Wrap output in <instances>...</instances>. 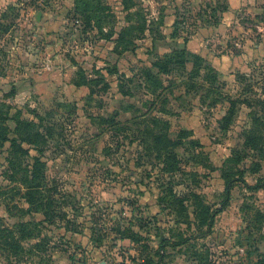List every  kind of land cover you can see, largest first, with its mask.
Masks as SVG:
<instances>
[{
    "label": "rangeland",
    "instance_id": "374dc122",
    "mask_svg": "<svg viewBox=\"0 0 264 264\" xmlns=\"http://www.w3.org/2000/svg\"><path fill=\"white\" fill-rule=\"evenodd\" d=\"M0 129V264H264V2L0 0Z\"/></svg>",
    "mask_w": 264,
    "mask_h": 264
},
{
    "label": "trees",
    "instance_id": "16d2710c",
    "mask_svg": "<svg viewBox=\"0 0 264 264\" xmlns=\"http://www.w3.org/2000/svg\"><path fill=\"white\" fill-rule=\"evenodd\" d=\"M236 103L237 102L233 101V104H236ZM132 106H134V105L132 104ZM119 113L120 112H117V114H119ZM104 119L106 121H108L112 126L117 127V129L119 131L126 130L129 128L128 123H123V122L119 121L118 119H116L115 116L108 117V118L105 117ZM155 119L159 120L157 118H155ZM34 126H35V123L33 121L18 120L17 129L19 130V132L25 133L28 130H31V127L33 128ZM28 133L29 134H26V137L23 138V139H25L24 141L33 142V140L28 138L32 135L31 134L32 132H28ZM4 134H5V131H2V129H0V138H1V135L4 136ZM153 139L157 143H163V149H165V151H168V150L173 149V148L181 147L184 144V142L182 141V139H183L182 137H179L177 139H172L169 137V135L167 133H164L162 131L154 133ZM11 146L13 149H15V146L17 147L16 138H13L11 140ZM18 146H19V150H21L23 152V148H21L20 145H18ZM16 150H17V148H16ZM28 151L29 150L24 147V152H28ZM44 164L45 163L41 162L40 158H36V161H35V164H34L32 170L28 169V170L21 171V172H23V175L21 178L22 183L25 184L23 187L26 188V191L23 193V196L27 197V207H26L27 211L32 210V208H33L32 206H33V204H35V202L37 200L36 199L37 194L40 192V186H41L40 180L43 179V177H44V174L42 171ZM233 180H235V179L234 178H227V181H226L227 195H226L225 202L229 201V194H230L229 192H230V188L232 186ZM246 185L250 189H259L264 185V180L260 181L259 183L255 184V185H249L247 183H246ZM214 216H215V212L211 213L210 218H209V225H208L209 229L212 227ZM19 225L21 226L23 232L28 228L24 222H21V224H19ZM23 232H22V234H23ZM8 245L11 247H14L15 243L9 242Z\"/></svg>",
    "mask_w": 264,
    "mask_h": 264
},
{
    "label": "crops",
    "instance_id": "0c3cea01",
    "mask_svg": "<svg viewBox=\"0 0 264 264\" xmlns=\"http://www.w3.org/2000/svg\"><path fill=\"white\" fill-rule=\"evenodd\" d=\"M253 2H257V3H261V2H264V0H251Z\"/></svg>",
    "mask_w": 264,
    "mask_h": 264
},
{
    "label": "water",
    "instance_id": "95a60500",
    "mask_svg": "<svg viewBox=\"0 0 264 264\" xmlns=\"http://www.w3.org/2000/svg\"><path fill=\"white\" fill-rule=\"evenodd\" d=\"M38 18H40V15H38ZM99 264H107L105 261H101Z\"/></svg>",
    "mask_w": 264,
    "mask_h": 264
}]
</instances>
